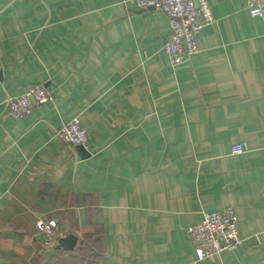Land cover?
I'll return each mask as SVG.
<instances>
[{
    "label": "crops",
    "instance_id": "0c3cea01",
    "mask_svg": "<svg viewBox=\"0 0 264 264\" xmlns=\"http://www.w3.org/2000/svg\"><path fill=\"white\" fill-rule=\"evenodd\" d=\"M208 3L172 67L156 9L0 0V264H264V14ZM34 86L54 103L14 121L7 101ZM76 117L83 146L59 136ZM226 208L240 245L199 260L187 229ZM38 218L73 249H44Z\"/></svg>",
    "mask_w": 264,
    "mask_h": 264
},
{
    "label": "built area",
    "instance_id": "2783aa9c",
    "mask_svg": "<svg viewBox=\"0 0 264 264\" xmlns=\"http://www.w3.org/2000/svg\"><path fill=\"white\" fill-rule=\"evenodd\" d=\"M140 9L153 8L162 12L168 21L169 32L162 51L172 67L179 66L197 52V34L213 23L208 0H132ZM249 15L264 14V0H245ZM51 91L41 86L27 88L21 95L6 103L9 116L17 121L30 116L41 106L53 104ZM60 139L69 146H83L87 133L76 117L60 132ZM245 152L244 145H233L232 155ZM37 233L42 237V247L50 248L59 237L57 221L38 218ZM199 260L213 259L223 252H232L240 245L237 222L232 208L217 212H203L199 221L187 229Z\"/></svg>",
    "mask_w": 264,
    "mask_h": 264
},
{
    "label": "water",
    "instance_id": "95a60500",
    "mask_svg": "<svg viewBox=\"0 0 264 264\" xmlns=\"http://www.w3.org/2000/svg\"><path fill=\"white\" fill-rule=\"evenodd\" d=\"M81 154L86 155L87 153L81 147L80 149ZM76 243V236L72 233L65 234L62 237L56 238L55 242L53 243V251H59V250H72L74 245Z\"/></svg>",
    "mask_w": 264,
    "mask_h": 264
}]
</instances>
